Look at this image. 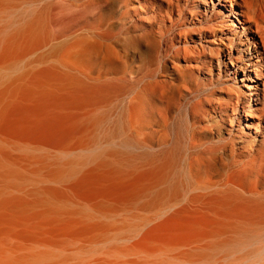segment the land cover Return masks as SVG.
Here are the masks:
<instances>
[{"label":"bare ground","instance_id":"6f19581e","mask_svg":"<svg viewBox=\"0 0 264 264\" xmlns=\"http://www.w3.org/2000/svg\"><path fill=\"white\" fill-rule=\"evenodd\" d=\"M219 1L0 0V264H264V0Z\"/></svg>","mask_w":264,"mask_h":264},{"label":"rangeland","instance_id":"374dc122","mask_svg":"<svg viewBox=\"0 0 264 264\" xmlns=\"http://www.w3.org/2000/svg\"><path fill=\"white\" fill-rule=\"evenodd\" d=\"M215 4L218 5V7H223V6H224V2H223V1H219V0H216ZM254 78L256 79L254 83L257 84V80H258V78H256V77H254ZM260 80H261V79H260ZM260 83H261V82H260Z\"/></svg>","mask_w":264,"mask_h":264}]
</instances>
